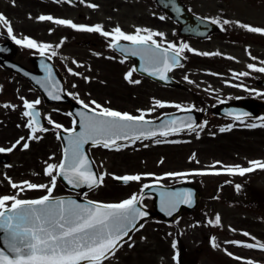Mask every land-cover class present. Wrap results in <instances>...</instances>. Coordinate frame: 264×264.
Masks as SVG:
<instances>
[{
    "label": "rangeland",
    "instance_id": "rangeland-1",
    "mask_svg": "<svg viewBox=\"0 0 264 264\" xmlns=\"http://www.w3.org/2000/svg\"><path fill=\"white\" fill-rule=\"evenodd\" d=\"M34 1L39 6L37 7V16L42 15L43 10L41 11V9L48 10L46 7L50 6V0H42L44 2ZM125 1L133 3L134 9H132L130 4L123 3L120 10L121 16L113 19L102 12L103 6L100 11V7L95 8L96 11H92L96 12L94 16L92 12L91 14L88 13L87 9L83 7L70 6L61 0L58 3V18L68 19L73 22L77 20L79 13L90 14L93 17L94 23L102 25L106 30H108L107 27H110L112 30L113 26L116 27L118 25L126 33H133L137 27L148 28L145 26L152 22L154 28L149 29L164 33L163 38L156 37L158 41L163 40L164 44H167L171 39L178 38V26L165 14H158V11L155 9L157 6L153 0H147L144 3L136 0ZM184 2L195 12L209 15L210 18L218 19L221 23L227 19L264 28V0H184ZM9 12L12 14L13 10L9 9ZM25 16L31 18L26 19L24 22L22 19L17 18L16 20L17 24H24L25 27V30L19 33L26 32L32 34L36 37L37 40L35 41L38 43L51 44L53 49H50L46 54L51 55V51L55 50L57 55L53 57L57 58L63 67L67 69L71 68L74 72L81 74L75 76L69 71V74H66L68 90L71 88L75 91V95H73L75 101L79 99L88 103L91 100H95L104 107L128 112L133 115L140 114L137 111L138 109L144 110L147 113L145 119L148 120H155L161 115L170 112L181 111L173 106H166L148 112L149 109L153 108L155 100H160L168 105L179 104L182 108L195 111H201L198 103L203 101L213 114L216 108L228 98H232V93L229 91L227 82L225 81L226 78H219L218 75H213V72H219L218 69L226 70L228 66L227 57L247 55L246 52L242 51L243 48L239 47L240 45L229 46V48V44L217 39L216 36L204 41L188 39L189 41L186 44L192 49L198 52H219L221 53L222 61L219 60L218 63L214 61L217 56H201L187 52L188 61L182 67L172 72V76L183 84L182 87H164L134 73L133 79H138L141 82L139 84H129L124 79V76L128 71L133 69V63L120 59L117 54L110 51L106 45L102 46L99 41H96L95 45L87 46L86 42L93 39L90 33L85 36V33H74L70 27L56 24H54L55 30H51L53 23L49 21L47 24L42 25L43 30L38 31L36 28L40 25V21L37 19L36 13H26ZM158 16H165V19L160 20ZM113 20L115 22L110 23ZM230 25H235L239 30L233 36L234 39L239 41V44H247L250 48L253 47L256 50L260 49L264 52V34L247 32L237 24L225 26ZM22 52L21 56L24 57L33 53H39L37 49H26L24 47L22 48ZM198 59L202 64L196 65V60ZM73 61L77 63L74 64ZM121 61L123 62L121 63ZM77 64L82 65V67H78ZM85 76L89 77L88 81H85ZM185 77L188 79L186 80ZM189 80L192 83H189ZM0 84L4 89L6 88V82L3 81L2 75H0ZM70 85L71 87H69ZM4 100L3 96L0 97V101ZM45 107L47 110L49 108L53 110L64 109L63 107L65 106L47 105ZM22 121L21 115H17L14 122L7 128L9 130L7 134H12V138L9 137V141L25 134V127L21 125ZM203 124L205 125L206 123ZM17 125H20V127H17ZM225 126L226 124L221 120L209 121L202 130L197 129L199 138H197L195 133H180L167 138L157 137L161 140H176L179 143L156 144L154 140H142L121 151L90 147V154L99 173H111L115 176L140 174L142 175V179L138 182L134 181L130 185H124L115 184L114 178L111 175H106L100 187L85 192L82 196L88 200L103 203H118L129 198L133 193L140 194V190L144 184L176 185L183 182L195 183L198 180L205 184H217L223 178L219 177L220 175L167 177L165 174L208 170L209 166L216 161H220L224 165H240L243 160H249L255 154L263 152L264 133L261 134L262 137L256 135L255 137L249 138L247 136L244 138L243 135H247L246 132L253 129H239L236 135H240L242 138H239L240 143L236 144L234 140H229L228 136V132H232L233 130L224 133L219 131L221 127ZM49 129L46 133L41 132L37 134L42 139L36 143H32L26 156L22 155L24 151L19 146L14 149L15 154L10 165L11 169H13L12 171H19L20 173V168H27V166L28 171L25 174L26 176H23L22 173H20V176L14 175L16 177L11 179L13 182L20 183L24 179L37 184L49 182V177L43 175V169L46 167L45 161L58 164L63 155L61 140L57 138V132L59 131L53 128ZM145 145L148 146L145 147ZM193 154H195L194 160L190 159ZM49 157H53V159H49ZM24 158L27 161L26 163H24ZM161 160H163V163H160ZM197 161L199 162L197 163ZM22 163L26 165H22ZM145 173H152L154 176L143 177ZM154 177L164 178L157 182ZM244 178L239 177V179ZM17 191L9 187L8 195L15 194ZM69 193L70 190L57 178V184L52 196ZM44 194L46 193L41 190H26L20 192L18 198L36 199ZM152 201V197H147L143 200V204L150 207ZM220 208H224L225 210V207L221 205ZM257 215L259 218H264L261 210L257 211ZM189 217L190 215L188 214L181 216L175 221V224L167 223L161 218L145 221L142 223L144 227L131 235L133 236L132 242H134L135 246L129 248L127 244H124L116 255L106 260L104 264H128L130 261L132 262L131 264H179V249L182 247L187 250L191 258L190 260L187 256L186 261L193 263L199 257L196 254L197 245L194 242V238H197L196 236L199 235L197 234V230L195 231L194 229V218L190 219ZM223 224L228 229V222L226 221ZM141 237H146V240L141 241ZM173 242L176 244L175 248L172 247ZM181 244L183 246L179 247ZM148 251L154 254L152 256L154 262L147 261V257L144 254H147ZM141 255L144 256L141 257Z\"/></svg>",
    "mask_w": 264,
    "mask_h": 264
},
{
    "label": "snow or ice",
    "instance_id": "snow-or-ice-1",
    "mask_svg": "<svg viewBox=\"0 0 264 264\" xmlns=\"http://www.w3.org/2000/svg\"><path fill=\"white\" fill-rule=\"evenodd\" d=\"M60 3L61 0H54ZM65 3L72 4L74 0H63ZM84 3V0H80ZM14 4V0H13ZM90 8H98V5L89 3ZM177 12L181 9L176 8ZM31 18V17H30ZM39 21H49L56 25H63L77 31L99 33L105 38H110L111 47L118 50L123 55L139 57L144 62L143 71L150 76H159L161 80L166 78L165 74L175 67H182L181 60L186 59L183 55L186 51L201 56H220L219 52H198L192 49L188 44L181 43L179 46L172 42L158 41L156 37L163 38L164 33L153 31L149 28H135L133 33L124 32L118 25L111 31H105L100 24L93 26L77 25L68 19L54 18L51 15H40L37 17ZM159 19L164 20L165 16ZM0 23L6 29L7 34L14 42L25 48L37 49L41 56H44L50 49L51 44L38 43L37 41L25 37L17 39L13 35V29L7 18L0 13ZM212 24H237L241 29L250 33L264 34V28L248 25L239 21L223 20L222 23L218 19H212ZM121 41H127L128 46H122ZM57 55L55 50L51 51V56ZM256 59V57H251ZM228 59H234L228 57ZM123 61H121L122 63ZM76 64V61H73ZM264 64V61L260 62ZM78 67L82 65L77 64ZM48 77L43 81H37L41 87L45 88L48 96L53 100H60L58 94L57 81L52 79L51 68L47 66ZM247 67L254 72L264 73V67H257L255 64H248ZM68 71L75 76L81 75L74 72L71 68ZM132 69L128 71L124 79L129 84H139L141 81L133 79ZM216 75V74H213ZM247 77L249 72L233 73V79L238 77ZM85 81L89 77H84ZM187 80L188 78L185 77ZM189 83L192 81L189 80ZM234 87L238 85H232ZM75 87V85H73ZM247 90V89H246ZM255 91V90H253ZM257 95L264 93L256 92ZM75 95V94H72ZM23 102L22 116L27 118L24 127L29 130L27 137H19L11 147L5 149L0 148V153L12 152L18 146L21 150H28L29 141H39L42 137L37 133H46L50 129L43 127L40 123V112L36 110V106L41 103L39 99L28 101L21 97ZM86 111L78 112L79 116V132L76 131V120H73L72 128H63L56 123L51 117H46L48 124L54 129H62L68 134L67 146L63 148V155L60 162L48 163L45 161L46 167L43 169V175L49 177L48 183H33L30 181H22L20 183L13 182L10 177H6L11 189L18 190L15 194L0 195V233H3L4 247L0 248V264H104L106 260L114 257L116 252L127 244L129 248L135 246L132 242L130 233L139 231L144 224L139 223L146 218L149 213L144 209L142 200L144 198V190L152 185L144 184L140 190V194L133 193L129 198L118 203H103L88 200L86 203H78L72 198H56L52 196L53 190L57 184V178L62 177L73 188H79L81 185H87L89 189L100 187L103 184L106 175H111L114 179L122 181L124 184L130 182H138L142 179V175H123L115 176L111 173H97L92 169V162L86 156L84 146L91 143L93 147L104 148L113 151H121L124 148L134 145L137 141L154 140L156 144L161 143H179L176 140H161L157 137L167 138L172 135H178L181 132L195 133L199 138L197 129H203L204 124L196 125L192 116L185 119L172 118L162 124L158 128L151 127L152 121L146 120L147 114L144 110L138 109L139 115H133L128 112H121L112 108L104 107L95 100L85 103L83 100L77 99ZM110 103V102H109ZM173 106L181 111H191V109L182 108L181 105H168L160 100L154 101V106L148 112L154 111L156 108H164ZM4 108L15 109V105L4 104ZM70 115V114H69ZM247 112L236 114L234 119L239 121L248 129L264 128V123H245L243 117H248ZM206 123V122H205ZM20 127V125H17ZM232 124L227 127H221V133L231 131ZM57 138H60L57 132ZM148 145H145L147 147ZM53 159V157H49ZM190 159H195V154ZM199 161H197L198 163ZM163 163V160L160 161ZM249 167L237 165H224L220 161L214 162L209 166L208 170H196L194 172H172L166 173L167 177L187 176V175H240L251 173L257 169L264 170V161L250 160ZM219 166V167H217ZM38 175V174H37ZM152 173H145L143 177H153ZM158 182L164 177H154ZM237 189L240 187L236 186ZM31 190H41L46 194L36 199H21L20 192ZM160 210L171 216L176 211L179 204H191L192 193H160ZM139 205V206H138ZM212 224L213 221H208ZM215 225H220L221 218L215 216ZM139 225V227H138ZM232 231H235L232 229ZM243 236L249 237L255 243H247L244 241H226L239 247L248 249H260L264 251V243H261L250 233L243 232ZM146 237H141V241ZM214 247H218L213 242ZM172 247L176 244L173 242ZM232 256V253H228ZM241 260V257H233ZM245 264H254L253 261L247 260Z\"/></svg>",
    "mask_w": 264,
    "mask_h": 264
},
{
    "label": "flooded vegetation",
    "instance_id": "flooded-vegetation-1",
    "mask_svg": "<svg viewBox=\"0 0 264 264\" xmlns=\"http://www.w3.org/2000/svg\"><path fill=\"white\" fill-rule=\"evenodd\" d=\"M40 2H44L42 0H38ZM13 0H0V13H2L7 20L10 22L11 27L14 33L20 34L19 32L25 30L24 24H17V18L22 19L23 22L26 19H30L25 16L26 13H36V17L38 14V4L34 0H14L15 6L10 8V4ZM89 3L96 4L100 9L102 6L106 15L112 17L121 16L120 10L123 5L122 0H84V3H81L80 0L76 4H69L70 6H75L77 8H85L87 12L91 14L92 11H96V9L90 8L87 5ZM19 6V7H17ZM9 9L13 10V13L10 14ZM46 9H41L44 15H51L54 18H58L59 10L58 3L50 0V6L46 7ZM96 12H92L95 16ZM33 17L35 15L32 14ZM127 16V15H126ZM125 16V17H126ZM143 20V19H142ZM93 22L92 17L87 16L84 13H79L77 20L74 21L75 24L91 26ZM48 21H40V25L36 28L38 31L43 30L42 25L47 24ZM51 23V22H50ZM110 23H114V20ZM18 25V26H17ZM148 25H152V22L148 23ZM20 26V27H19ZM51 30H55L54 24L51 25ZM74 33H77L75 29ZM107 31V30H106ZM237 31L233 30L231 33H224L221 35V39L227 42L229 45H240V48L246 52V56H229L234 59H228L227 57V68L218 69L219 72L213 73L218 75L219 78H226L227 86L229 91L232 93V98H228L225 102L235 103L239 100H246L248 103V117H244L245 123H264V95H257L256 92L264 93V85L262 81L264 80V73L262 72H254L247 67L248 64H255L257 67H264V64H261V61H264V52L260 49L256 50L247 44L241 45L237 39H234L233 36ZM91 34L92 40L86 42L87 46L95 45L96 41H105L102 38V35L99 33L93 32H85V34ZM25 37L36 39L32 34L29 33H21ZM16 37V35H14ZM17 38V37H16ZM20 39V38H17ZM4 41L14 42V40L8 36L6 27L0 23V43ZM12 42V43H13ZM15 43V42H14ZM13 43V44H14ZM21 47V46H20ZM23 48V47H22ZM262 48V47H261ZM33 57L34 55H30L28 57L21 56V53H16L11 57L12 60L19 62L23 65H27L30 70H35V66L33 65ZM251 57H256V59H252ZM25 65V66H26ZM67 71V68H63ZM6 75L8 77L6 87L9 91L18 90L19 96L16 100H11V104L15 105V112L22 113L25 109L23 108V102L20 99L21 97L27 99L28 101H35L39 97L41 98V93L36 90L28 81L20 76L17 73L12 72L11 70L5 69ZM241 72H249V76L247 77H238L233 79V73H241ZM232 85H238L236 87ZM247 89V90H246ZM255 90V91H253ZM37 108L41 110V113L44 111V106L42 104L37 105ZM64 109H57L51 115V119L56 123L61 122V125H65L70 127L74 120L73 116H70L65 111L67 107H63ZM63 110V111H60ZM3 114V111L1 112ZM223 120L224 123L233 125L232 132H228L229 140H234L235 143H240L239 138H242L240 135H236L239 129H248L244 127L239 121L235 120L234 117L224 118L219 117ZM26 123V120H25ZM9 125H7V128ZM4 129L2 127L0 129V144L10 143L8 135L9 130ZM244 132V131H243ZM245 133V132H244ZM247 135H243L244 138L247 136L249 138L255 137L258 135L262 137L261 134L264 133V128H256L252 131L246 132ZM263 152L259 154H255L250 157L249 160H243L240 166L249 167L248 161L250 160H260L264 161V149ZM4 171V170H3ZM23 172V169L21 168ZM0 174H2V170H0ZM9 174V171H8ZM219 177H223L219 183L205 184L201 183L199 180L197 181L199 187V205L196 212V220L201 221L202 225L209 224L207 219L213 221L212 225L213 231H217V233H211V236H196L194 238V242H196V254H198V260H194L193 263H188L186 261V257L191 260L189 253L187 250L182 247L180 249L181 253L179 255V263L180 264H245V261L251 260L254 264H264V251L256 248V249H248L245 247H239L231 243H226V241H244L247 243H255V241L251 240L249 237H245L242 235L243 232H248L252 237H255L261 243H264V218H259L257 215V211L261 210L263 212L264 217V170L257 169L251 173H246L244 176L240 175H220ZM239 177H245L244 179H239ZM237 185L240 187L237 189ZM229 196V197H228ZM220 205L225 207L220 208ZM211 212H209V211ZM219 215L221 218L220 225H215V216ZM228 222V229L223 226L225 222ZM234 229L235 231H232ZM201 234V233H200ZM213 242L218 245V247L213 246ZM148 253L152 256L151 251ZM228 253H232V256H229ZM233 257H241L243 259L237 260ZM150 260V259H148Z\"/></svg>",
    "mask_w": 264,
    "mask_h": 264
},
{
    "label": "water",
    "instance_id": "water-1",
    "mask_svg": "<svg viewBox=\"0 0 264 264\" xmlns=\"http://www.w3.org/2000/svg\"><path fill=\"white\" fill-rule=\"evenodd\" d=\"M159 2L166 9H173L172 6H173L174 3H176L177 8L181 9L180 12H177L176 13V15H179L178 16L179 18H181V16L182 17H186L188 19V21L192 23L191 25H196V26L199 25V26H201V24H202V25L208 26V27H206V30L207 31L208 30L210 31V30L214 29V25L212 23H208V22H205V21L200 20L197 17H194L183 5H181L179 3L180 2L179 0H159ZM0 61L1 62L3 61L1 59V53H0ZM137 62H138V71L144 73L145 75H148L147 72H144L143 71V68L145 66L144 65V62L140 58H137ZM4 63L6 65H8V66H11L16 71H19L20 73H22V74H24L26 76H29L32 79V81L37 86H39L42 89L43 93L45 94V96H46V98L48 100H50V101H56V102H71L70 99L66 96V94L64 92V85H63V81H62L61 76L53 68H51L52 79L58 82L57 85H56V87L59 90V93L58 94L61 96V99L60 100H53V99H51L48 96L47 91L45 90V88L41 87V85L39 83H37V81H43V80H45L46 77H48V72L47 71L44 73V75H40V76H37L36 77V75L27 74L26 71L21 68V66H18V65L13 64V63H8V62H4ZM165 76H166V78L164 80H161L159 78V76H150V77H152L154 79H157V80H159V81H161V82H163L165 84H168V85H174L175 84V83H173V80L169 77V72H167L165 74ZM72 104H73V111L76 114L78 112H81V111H86L81 105H77V104H74V103H72ZM232 107H233L232 105H225L222 108H220L218 110V112L227 115L228 112L231 110ZM188 116H192L193 119H194V121H195V123L198 122V119H199V115L198 114H194V113H183V114H171V115L165 116V117L161 118L160 120L153 122V124L150 125V126L151 127H154V128H158L160 126V124H162L163 122H165V121H167L169 119H172V118L185 119ZM77 117L80 120L79 116H77ZM78 125H79V121H78ZM79 130H80V128L78 130H76V131L79 132ZM67 136H68V134H64L63 135L64 147L67 146ZM89 144H91V143H88V144H86L84 146L85 154L88 157H89V155H88V152H87V146ZM89 159H90V157H89ZM90 161H91V159H90ZM91 166H92L93 171L96 172V170L94 168V165H93V162H92V165ZM60 178L70 188H73L62 177H60ZM115 182L116 183H123L122 181H118V180H115ZM79 188L89 189L87 187V185H81V187H79ZM79 188H73V189H79ZM191 191H193L195 193V195H196V192H195L194 189H192V187L185 186V185H180V186H175V187H167V186H161V185H152L150 188L144 190V195H146V194H154L155 195V208H156V213L158 215H161L166 220L170 221V220H174L181 213L182 208L184 206L193 207L195 205V198L192 197V203L190 205L189 204H179L177 206L176 211L173 212V214L171 216H169V215H167L166 213H164V212H162L160 210V201H161L160 193L161 192H167V193H183V192H191ZM59 198H65V199L72 198V199H75L78 203H86L87 202L86 200H84L82 198H78L76 196H65V197H59ZM143 210H146L149 213V215L146 218H154V217H156V213H152V212H150L149 210H147L145 208ZM2 237H3V233H0V248H3L4 247V243H3Z\"/></svg>",
    "mask_w": 264,
    "mask_h": 264
}]
</instances>
